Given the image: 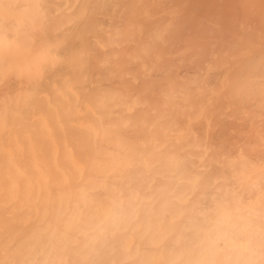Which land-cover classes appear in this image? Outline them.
I'll return each mask as SVG.
<instances>
[{
  "label": "bare ground",
  "instance_id": "6f19581e",
  "mask_svg": "<svg viewBox=\"0 0 264 264\" xmlns=\"http://www.w3.org/2000/svg\"><path fill=\"white\" fill-rule=\"evenodd\" d=\"M69 1L0 0V264H264V47L176 78L134 0L94 59Z\"/></svg>",
  "mask_w": 264,
  "mask_h": 264
},
{
  "label": "rangeland",
  "instance_id": "374dc122",
  "mask_svg": "<svg viewBox=\"0 0 264 264\" xmlns=\"http://www.w3.org/2000/svg\"><path fill=\"white\" fill-rule=\"evenodd\" d=\"M80 0H73V1H69L67 4H66V8L68 9V10H70L69 12L71 13V9H72V13L73 12H77V10L79 9V8H81V7H83V6H81L82 4H81V2H82V0H81V2H80V4L77 6V7H75V9H74V6H76L77 4H78V2H79ZM96 1V2H95ZM104 1H106V0H104ZM103 0H92L91 2H92V4H93V9L92 10H89V8L86 6V9L88 8V12L87 13H89L88 15L91 17V18H89L90 20V23H93V29L92 30H87V32H86V34L87 33H90V32H94V34H95V37H94V34H93V32L92 33H90L91 34V36H89L90 37V39L89 40H91V38H92V40H91V43H90V41H88V37L86 38L87 39V43L89 42L90 43V45H89V43H88V46H90V50L92 51V44L94 43V41H93V39L94 40H96V44L95 45H93V51H94V53H95V56L92 54V57L91 58H100V56H102L103 55V52L105 53V51H103L104 49H108V51L110 50V52H112V48H110L109 49V44H110V46H112L114 49H115V46L114 45H116L117 44V42L118 41H116V40H113V41H109V40H104L105 38L104 37H106L107 38V35H110L111 33L113 34V32L112 31H114L115 30V28L116 27H118L121 23H119V22H121L122 21V19H120L119 20V14H122V16L124 15H127V9H129L130 10V8L131 7H133V6H135L136 5V2H138L137 3V5H136V9H137V13H138V15L140 14V16L142 15V19L144 20V21H142V22H140V24L138 25V26H142V28H144V29H152L153 31H155L153 28H155L156 26H158L160 29V32H161V36H158L157 35V37L153 40L154 42L152 43L153 44V46H156V48H157V45H158V48H160V49H158L160 52H164V54L165 55H167L166 57H163V60H164V63L166 64V67L168 66L170 69H172V68H174V67H176V68H174V69H172L173 71V74H174V76L176 77V78H178V77H180V76H176L178 73H177V71L178 72H181V71H179V70H183V68L185 69V68H189L190 66H192V64L194 65L195 63V65L197 66V65H204V64H207V63H209L210 61V54H211V51L213 50L214 51V53L215 54H217V58H216V62H218V60H220L221 59V61H219V62H221L220 63V65H218V64H214L213 62H211V68H214L215 69V73L216 74H214L213 76L212 75H210L209 76V78L208 79H210V80H212V81H215V83H217L218 81L219 82H221L222 80H224V78H223V76H224V74L223 73H221V70L223 69V67L225 68L226 66H228L229 65V63H233L234 62V59H235V57L238 55V53H239V51L243 48V47H245V46H249V47H256L257 45H259V47L262 45V47H264V43H261L262 41H264V38H262V37H264V18H262V14H264V10H262V9H264V7H260V6H262V4H264V3H262V2H264V0H260V1H258V0H256L257 2V6H258V3H262V4H260V6H258V8L257 7H255V0H254V2L252 1L251 2V0H248V2H247V0H211L210 1V3H208L209 2V0L207 1V3L204 1H201V0H199L201 3H203V4H201L202 6L203 5H207V4H209V10L210 9H212V10H208L210 13L208 14V15H212V18L210 17L209 18V16L207 15V12L208 11H206V9H208V7L205 9L204 8V12H201L200 13V11H198L199 13L198 14H194L195 13V11L197 12V10H202L203 11V9H200L201 8V6H199L200 5V3H198L197 2V0L195 1H193V3H192V0H177L178 1V4H179V6L177 5V7H176V1L175 0H168V1H166L167 2V5H166V2L163 0H151V2L149 1V3H148V0L147 1H144L143 0V2L141 3V1L142 0H135L136 2H133L134 0H131L132 1V3H133V5H131L130 6V4H132V3H130L131 1L130 0H127V1H125L124 2V4H125V6L127 7V8H123L124 6L123 5H121V4H119V3H122L123 2V0H119L120 2L119 3H117L118 1L117 0H112V1H114V3H117V5L116 4H112V1L110 0H107L106 2H104ZM160 1H161V3H160ZM175 1V2H174ZM225 1V2H224ZM228 1V2H227ZM233 1V2H232ZM249 1H250V3H252L250 6H248L247 8L245 7H242L243 5H244V2L246 3V6H247V3H249ZM97 2H98V5H103V6H98L97 7ZM100 2V3H99ZM108 2V4H109V2H111V4H109V6L110 7H107V5L108 4H106ZM126 2H128V4L129 5H127L126 4ZM144 2H147L146 4L144 3ZM153 2V3H152ZM156 2V3H155ZM158 2H159V4H158ZM165 2V3H164ZM180 2V3H179ZM187 2L188 3H190L189 5L187 4ZM230 2V3H229ZM240 2V3H239ZM70 3V4H69ZM77 3V4H76ZM153 4V6H155L154 8H153V6H152V8L149 6V5H152ZM196 3V4H195ZM199 5H198V4ZM213 3V4H212ZM242 3V4H241ZM123 4V3H122ZM155 4H157V5H155ZM161 4H165V5H161ZM169 4V5H168ZM232 6H231V5ZM236 6H235V5ZM241 4V5H240ZM106 5V6H105ZM116 5V6H115ZM183 6V7H181V6ZM188 6V8H186L185 6ZM190 5H191V7H190ZM195 5H197V7H196V9H195ZM212 5H213V7H212ZM217 6V7H214V6ZM227 5V6H226ZM234 5V6H233ZM254 5V6H253ZM90 6V5H89ZM118 6V7H117ZM139 6V7H138ZM141 6V7H140ZM148 6V7H147ZM239 6H241V7H239ZM95 7H97V9L95 8ZM104 7L106 8H108V10L107 9H104ZM115 7H117V9L115 8ZM157 7H159V8H157ZM161 7V8H160ZM172 7V8H171ZM194 7V8H193ZM227 7V8H226ZM78 8V9H77ZM120 8H123V9H120ZM139 8V9H138ZM140 8H142L141 9V12L139 11L140 10ZM156 8V9H155ZM176 8V9H175ZM177 8H179V9H177ZM189 9V11L188 10H185V9ZM197 8H199V9H197ZM217 8V9H216ZM224 8H225V10H224ZM232 8V9H231ZM237 8V9H236ZM257 8V9H256ZM120 9V10H119ZM150 9V10H149ZM152 9V10H151ZM154 9H155V12H154ZM193 9L195 10V11H193ZM213 9H215V11H217V13L213 10ZM231 11H229V10ZM251 9L253 10L252 12H251ZM260 9L262 10V11H260ZM75 10V11H74ZM102 10V11H101ZM157 10H160L159 12H157ZM179 10V11H178ZM94 11H96V13L95 14H98L99 13V19L97 18V16H95V14H94ZM97 11H98V13H97ZM107 13H106V12ZM120 11V12H119ZM122 11L124 12V13H122ZM151 11H152V13H151ZM181 11H184L183 12V14H185V12H188V14H186V15H184L183 16V14H182V12ZM211 11L212 12H214L215 14H213V13H211ZM245 11H246V13H249V12H251V13H249V15H251V16H247L248 14H246L245 13ZM91 12L93 13V15H91ZM103 12V13H102ZM157 12V13H156ZM181 12V13H180ZM190 12V13H189ZM194 14V16L195 15H199V14H201V15H199L198 17H197V20H196V22H197V26H196V22H195V20H194V18L196 17H194L193 18V14ZM114 13H116V15H117V18H116V16L114 17V16H111L112 14H114ZM156 13V14H155ZM173 15H172V14ZM203 13V14H202ZM240 13V14H239ZM244 13H245V15H246V17L244 18ZM74 14V13H73ZM104 14L105 15H107L108 16V14L110 15V17L108 16H106V18L108 19L107 20V22L106 21H104V20H106V19H104L105 17H104ZM179 14H181V16H179ZM190 14H192V16H190ZM255 14V15H254ZM257 14H258V17L261 19L262 18V22H258V17H255V16H257ZM75 15H76V13L74 14V15H71L70 16V18H68V20L66 21V22H64L63 24H61V26L62 27H66L65 25L67 24V25H70V24H72L73 22H74V20H73V18L75 17ZM160 15H162V16H160ZM166 15V16H165ZM202 15H205V16H202ZM122 16H120V18H123ZM157 18H156V17ZM165 16V17H164ZM189 16V17H188ZM202 16V17H201ZM206 16H208L207 18H206ZM111 17H112V19H111ZM151 17H154V19L157 21V22H155L154 23V20H153V18L151 19ZM158 17H160V18H158ZM162 17H163V20H162ZM181 17V18H180ZM186 17H188V18H191L192 17V20H190V19H185ZM205 17V19H202V18H204ZM240 17V18H239ZM100 18H101V20H100ZM117 19V23L116 24H114L115 23V20ZM126 18V17H125ZM140 18V17H139ZM214 18V19H213ZM238 18V19H237ZM256 18H258V19H256ZM97 19H98V21L100 22H98L97 21ZM102 19H104L103 21H102ZM142 19H140V20H142ZM147 19H149V20H147ZM161 19V20H160ZM180 19H183V20H181L180 21ZM196 19V18H195ZM209 19V20H208ZM213 20V21H210V20ZM235 19H236V21H235ZM259 19V20H260ZM109 20L111 21V20H113V23L112 22H110V24H108V22H109ZM123 20H125V19H123ZM148 21L147 23H149V26L147 25L146 27H144L147 23H146V21ZM153 20V21H152ZM177 20H179V25L177 24ZM187 20H189V22L191 21V24H193V25H191V28H189L190 27V23L188 24L187 22ZM200 20V21H199ZM204 20V21H203ZM207 20V21H206ZM240 20V21H239ZM256 20H257V22H256ZM102 21V22H101ZM119 21V22H118ZM186 21V22H185ZM219 21V22H218ZM242 21V22H241ZM202 22V23H201ZM229 22V23H228ZM239 22V23H238ZM104 25H103V24ZM119 23V24H118ZM145 25H144V24ZM150 23H151V26L152 27H150ZM157 23V24H156ZM176 24V26L174 25V24ZM183 23V24H182ZM198 23L200 24H204V29H205V31H204V29H203V26H201L200 27V25H198ZM209 23H211V25L209 24ZM154 24V25H153ZM159 24V25H158ZM184 24L186 25V26H189V27H186V26H184ZM206 24L208 25L207 27H208V30H207V27H206ZM221 24V25H220ZM224 24H228L227 26L226 25H224ZM104 27H103V26ZM109 25L111 26V28L109 27ZM162 25V26H161ZM167 25V26H166ZM173 25V26H172ZM178 25V26H177ZM183 25V26H182ZM259 25V26H258ZM113 26V27H112ZM154 26V27H153ZM169 26V27H168ZM184 28V27H186V28H182V27ZM193 26V27H192ZM198 26H199V29L201 30V31H203L204 32V36H202V33L203 32H201V31H199V34H201V36L198 34ZM210 26H212L211 28H210ZM224 26H225V28H224ZM222 27V28H221ZM108 28V30L109 31H107V30H104V29H107ZM113 28V29H112ZM194 28H197L196 29V31L194 30H192V29H194ZM183 30V32H182V30ZM191 29V30H190ZM203 29V30H202ZM228 29H230V30H228ZM167 30H172V33L174 32L175 33V31L178 33L177 35H179V37L176 35V33L174 34V35H172V33L170 34L169 32H171V31H169V32H167ZM189 30V31H188ZM236 30H238L237 32H235ZM62 30H56L55 31V34H57L56 36H54V34L51 36V38L53 39V36H54V39L53 40H59L58 38L60 37H58V35H59V33L61 32ZM111 31V32H110ZM186 31V32H185ZM194 33H192V32ZM245 32L244 34L243 33H241V32ZM251 31V32H250ZM56 32H58V33H56ZM166 32V33H165ZM187 32H189V33H187ZM209 32V33H208ZM212 32V33H211ZM255 32H257V33H255ZM105 33V34H104ZM164 33V35L166 36L167 35V38L168 39H166V37L165 36H162V34ZM183 33V34H182ZM198 34V35H196V36H194L195 34ZM210 33L213 35H211L210 36ZM225 33V34H224ZM235 33H237V34H235ZM253 35H252V34ZM86 34H85V36H86ZM111 34V35H112ZM184 34H186L187 35V38H186V36L184 35ZM189 34V35H188ZM190 34H192V36H194V38H192L193 40V43H192V45L194 46V43L195 42H197V44L196 45H198L199 44V42L201 43V40L202 41H205L204 43L202 42V45L200 44V45H198V46H194V47H191L190 48V46H188L187 44H186V42L187 43H189L188 41H190L191 39H189V38H191V37H188V36H191ZM257 34V35H256ZM105 35V36H104ZM171 36V38L172 39H170V36ZM176 35V36H175ZM180 35H182V36H180ZM184 35V36H183ZM206 35V36H205ZM237 35V36H236ZM254 35H256V39H255V36ZM260 35V36H259ZM87 36H88V34H87ZM169 36V37H168ZM221 36V37H220ZM253 36H254V38H253ZM58 37V38H57ZM175 37H176V39H175ZM197 37V39H198V41H194V40H196L195 38ZM199 37V38H198ZM245 37V38H244ZM259 37V38H258ZM96 38V39H95ZM165 38V39H164ZM178 38V39H177ZM220 38H221V40H220ZM204 39V40H203ZM208 39H210V42L208 41ZM177 40V41H176ZM188 40V41H187ZM247 42H246V41ZM260 40H262V41H260ZM105 41V42H104ZM108 41H109V43H108ZM158 41V42H157ZM179 41V42H178ZM183 43H182V42ZM192 41H190V44H191V42ZM237 41V42H236ZM242 41V42H241ZM251 41V42H250ZM254 41V42H253ZM93 42V43H92ZM111 42H113V44L111 43ZM181 42V43H180ZM208 42V43H207ZM212 42V43H211ZM222 42H224V44H222ZM256 42H257V44H256ZM105 43H106V45H105ZM170 45H169V44ZM221 43V44H220ZM254 43V44H253ZM260 43V44H259ZM108 44V45H107ZM156 44V45H155ZM165 44H168V45H166V47H164L163 45H165ZM178 44V45H177ZM182 44V45H181ZM174 45H175V47H174ZM186 45H187V47H186ZM210 45V46H209ZM214 45V46H213ZM244 45V46H243ZM99 46H100V48H99ZM173 46V48H171V47ZM181 46H183V48L185 49L184 51H183V48L181 47ZM206 46L208 47V48H206ZM220 46V47H219ZM222 46V47H221ZM96 47V48H95ZM98 47V48H97ZM165 48V49H167V51H164L165 49H163V48ZM242 47V48H241ZM170 48L171 49H174V50H170ZM181 48V49H180ZM190 48V49H189ZM193 48H195V50H193ZM199 48V49H198ZM229 48V49H228ZM238 48V49H237ZM99 49V51H102V54L101 53H99V54H97L99 51H97ZM114 49H113V51H114ZM162 49V50H161ZM216 49V50H215ZM227 49V50H226ZM170 51V52H169ZM195 51H199V54L197 55V54H195ZM218 51V52H217ZM233 51H235V52H233ZM238 51V52H237ZM176 52V53H175ZM184 52H186V53H184ZM190 52V53H189ZM92 53V52H91ZM172 53V54H171ZM174 53V54H173ZM186 54V55H184V54ZM193 53V54H192ZM227 53V54H226ZM101 54V55H100ZM163 54V55H164ZM188 54H190L189 56H188ZM220 54V55H219ZM228 54H230V55H228ZM164 55V56H165ZM168 55H170L169 57L171 58V59H169V57H168ZM175 57H174V56ZM182 55V56H181ZM196 55V56H195ZM179 56V57H178ZM185 57V59L186 60H188L187 62H185V59L183 60V58ZM224 56V57H223ZM229 57L230 58V60H229V62H228V59L229 58H225V57ZM173 57V58H172ZM181 57H183V58H181ZM188 57H189V59H191V61L188 59ZM220 57V58H219ZM234 57V58H233ZM196 60V61H193L194 59ZM203 61H201L200 59ZM219 58V59H218ZM167 59H169V60H167ZM173 59V60H172ZM175 59V60H174ZM182 59V60H181ZM200 60V62H199V60ZM218 59V60H217ZM171 60V61H170ZM175 61H177V62H175ZM180 61H183V62H180ZM214 61V62H215ZM232 61V62H231ZM172 62H174V64L172 63V65H171V63ZM193 62V63H192ZM199 62V63H198ZM168 63V64H167ZM179 63V65H177V64ZM185 63H188V64H185ZM192 63V64H191ZM176 64V65H175ZM182 64V65H181ZM191 64V65H190ZM225 64H226V66H225ZM187 65V66H186ZM189 65V66H188ZM214 65H215V67H214ZM216 65H218V66H216ZM224 65V66H223ZM216 67H217V69H216ZM222 68V69H221ZM221 69V70H220ZM219 70H220V73H219ZM217 73H219V74H217ZM193 73H187V74H185V75H192ZM222 74V75H221ZM211 76L213 77V78H215V79H213V78H211ZM219 76V77H218ZM216 77H218V79L216 78ZM218 80V81H217ZM0 101H1V98H0Z\"/></svg>",
  "mask_w": 264,
  "mask_h": 264
}]
</instances>
